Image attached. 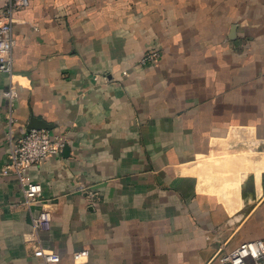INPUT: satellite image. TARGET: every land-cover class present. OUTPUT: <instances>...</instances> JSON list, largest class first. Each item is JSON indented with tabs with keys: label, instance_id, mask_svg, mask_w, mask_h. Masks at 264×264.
I'll return each mask as SVG.
<instances>
[{
	"label": "crops",
	"instance_id": "obj_1",
	"mask_svg": "<svg viewBox=\"0 0 264 264\" xmlns=\"http://www.w3.org/2000/svg\"><path fill=\"white\" fill-rule=\"evenodd\" d=\"M17 2L0 0V21ZM12 15L0 264H44L39 246L57 264L78 250L87 264H219L264 240V0H28ZM33 119L68 149L30 169L42 198L28 210L3 171Z\"/></svg>",
	"mask_w": 264,
	"mask_h": 264
},
{
	"label": "built area",
	"instance_id": "obj_2",
	"mask_svg": "<svg viewBox=\"0 0 264 264\" xmlns=\"http://www.w3.org/2000/svg\"><path fill=\"white\" fill-rule=\"evenodd\" d=\"M28 0H21L20 3L10 4L8 16L0 21V73L13 76V49L15 39L13 36V12L26 6ZM158 53L154 50L148 51L141 63L153 64L156 62ZM15 90L10 88L5 96L9 100L15 97ZM11 125L13 120L10 119ZM12 130V127L10 128ZM65 140L59 135H54L50 130L33 129L28 131L17 141L10 144L8 163L3 171L4 176L16 179L23 189V205L30 210L42 198V187L30 176L31 168L45 164L49 159L62 155L65 148ZM91 199L94 193L88 192ZM52 212L44 209L37 215L32 216V226L36 238L40 243L41 237L50 233L53 228ZM37 255L42 258L44 264H57L61 261L60 254L46 250L39 246ZM86 250H78L73 253L74 264H87ZM254 264H264V240H256L240 244L234 250L218 257L219 264H248V260Z\"/></svg>",
	"mask_w": 264,
	"mask_h": 264
},
{
	"label": "water",
	"instance_id": "obj_3",
	"mask_svg": "<svg viewBox=\"0 0 264 264\" xmlns=\"http://www.w3.org/2000/svg\"><path fill=\"white\" fill-rule=\"evenodd\" d=\"M30 130H33V129H37V130H52L53 129V126L49 125V124H46L45 122H41L37 119H33L32 120V124L29 128ZM68 148H64V150H67ZM64 152V151H63Z\"/></svg>",
	"mask_w": 264,
	"mask_h": 264
}]
</instances>
